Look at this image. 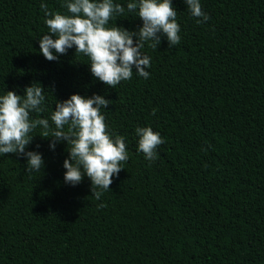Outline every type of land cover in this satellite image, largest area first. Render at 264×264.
Instances as JSON below:
<instances>
[{
	"label": "trees",
	"instance_id": "16d2710c",
	"mask_svg": "<svg viewBox=\"0 0 264 264\" xmlns=\"http://www.w3.org/2000/svg\"><path fill=\"white\" fill-rule=\"evenodd\" d=\"M65 2L0 0V95L39 82L45 110L32 116L52 129L56 100H111L101 113L109 134L125 137L128 160L96 200L86 176L65 184L71 146L50 150L39 127L26 150L42 154V171L0 154V264H264V0H200L201 23L171 0L180 43H146L149 78L133 73L114 89L74 48L58 61L39 53L40 5L67 15ZM130 2L113 0L126 11L107 27L142 26ZM136 127L163 138L155 161L137 151Z\"/></svg>",
	"mask_w": 264,
	"mask_h": 264
},
{
	"label": "clouds",
	"instance_id": "9594fccd",
	"mask_svg": "<svg viewBox=\"0 0 264 264\" xmlns=\"http://www.w3.org/2000/svg\"><path fill=\"white\" fill-rule=\"evenodd\" d=\"M187 9L197 23L207 22L209 17L202 11L200 0H184ZM67 15L52 11L46 4L40 8L46 19L48 33L39 40V53L48 61H58L74 48V54L88 57L92 77L114 89L122 81L130 80L133 73L148 79L151 58L141 49L147 43L156 50L163 36L168 47L178 45L181 37L177 23V11L171 0H133L127 3V12L136 13L142 26L134 31L123 27H107L115 17L125 14V7L113 0H66L63 5ZM135 69V72L133 71ZM46 88L39 82L25 87L23 95L6 91L0 95V154H15L26 161V171H42L44 160L41 153L27 151L38 127L41 137L50 138L49 148L54 150L61 141L68 157L63 161L65 184L77 186L86 176L91 182V195L100 200L103 192L110 190L113 178L118 177L122 162L128 160L126 139L110 135L101 110L107 109L111 100L93 94L84 97L72 94L63 101L56 100L50 120L33 118V113H43ZM52 94L51 88H47ZM155 109L152 114H155ZM137 151L145 160L155 161L157 148L164 143L158 132L151 127H136ZM37 148L39 145L36 146ZM104 204L97 205L98 208Z\"/></svg>",
	"mask_w": 264,
	"mask_h": 264
}]
</instances>
